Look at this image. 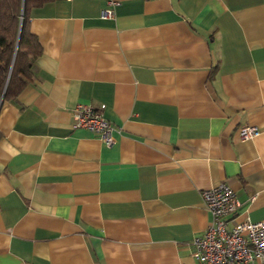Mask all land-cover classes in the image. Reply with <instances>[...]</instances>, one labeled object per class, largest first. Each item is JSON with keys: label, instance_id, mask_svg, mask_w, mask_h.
<instances>
[{"label": "crops", "instance_id": "0c3cea01", "mask_svg": "<svg viewBox=\"0 0 264 264\" xmlns=\"http://www.w3.org/2000/svg\"><path fill=\"white\" fill-rule=\"evenodd\" d=\"M116 1L31 11L43 52L0 104V264H199L222 182L264 218V0ZM78 104L105 105L111 144Z\"/></svg>", "mask_w": 264, "mask_h": 264}, {"label": "built area", "instance_id": "2783aa9c", "mask_svg": "<svg viewBox=\"0 0 264 264\" xmlns=\"http://www.w3.org/2000/svg\"><path fill=\"white\" fill-rule=\"evenodd\" d=\"M116 0H107L103 17L114 13ZM105 107L102 104L101 108ZM101 108L78 104L74 112V127H83L101 136L108 144L113 142L112 123ZM255 125H244L239 130L241 140L260 134ZM206 208L212 214L211 223L191 240L192 255L199 264H264V218L252 220L248 216L238 220L242 203L235 190L227 183L202 190Z\"/></svg>", "mask_w": 264, "mask_h": 264}, {"label": "trees", "instance_id": "16d2710c", "mask_svg": "<svg viewBox=\"0 0 264 264\" xmlns=\"http://www.w3.org/2000/svg\"><path fill=\"white\" fill-rule=\"evenodd\" d=\"M53 1L0 0V104L18 97L34 79V63L43 47L31 31L30 14Z\"/></svg>", "mask_w": 264, "mask_h": 264}]
</instances>
